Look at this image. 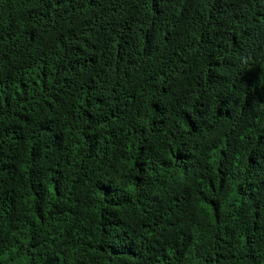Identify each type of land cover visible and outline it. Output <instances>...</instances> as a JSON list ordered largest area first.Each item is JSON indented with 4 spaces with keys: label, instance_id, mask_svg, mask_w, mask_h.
<instances>
[{
    "label": "trees",
    "instance_id": "trees-1",
    "mask_svg": "<svg viewBox=\"0 0 264 264\" xmlns=\"http://www.w3.org/2000/svg\"><path fill=\"white\" fill-rule=\"evenodd\" d=\"M264 0H0V264H264Z\"/></svg>",
    "mask_w": 264,
    "mask_h": 264
},
{
    "label": "clouds",
    "instance_id": "clouds-1",
    "mask_svg": "<svg viewBox=\"0 0 264 264\" xmlns=\"http://www.w3.org/2000/svg\"><path fill=\"white\" fill-rule=\"evenodd\" d=\"M257 131H264V124H262L261 126L259 124H257Z\"/></svg>",
    "mask_w": 264,
    "mask_h": 264
}]
</instances>
